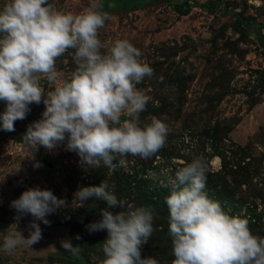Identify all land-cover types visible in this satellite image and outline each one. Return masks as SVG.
Listing matches in <instances>:
<instances>
[{
    "label": "rangeland",
    "instance_id": "1",
    "mask_svg": "<svg viewBox=\"0 0 264 264\" xmlns=\"http://www.w3.org/2000/svg\"><path fill=\"white\" fill-rule=\"evenodd\" d=\"M3 2L0 0V7ZM49 3L75 13L88 7L91 0ZM101 3L102 11L111 17L99 30L102 42L110 46L116 39H128L154 69L152 78L137 85L151 97L140 120L148 123L156 117L168 123L172 128L168 143L149 159L127 157L135 160L128 170L118 166L109 171L101 166L85 171L77 153L63 145L52 151L40 147L34 154L24 143L28 125L40 119L45 109L42 102L30 105L26 118L15 121V131L0 130V244L10 229L29 235L33 217L29 214L17 221L16 211L10 207L23 191L50 189L66 204L48 215L49 225L38 221L43 237L39 243L21 247L11 256L0 253V264H101L107 230L90 233L87 225L101 219L107 204L90 199L80 206L74 194L81 186L102 181L133 207L153 210L155 231L141 246V255L155 257L159 264H172L168 178L180 161L190 159L184 155L185 149L203 155L214 169L207 175V195L230 215L248 219L252 233L264 237V0ZM184 3L192 6L188 14L175 9ZM71 57L69 50L57 60V69L66 77L75 68ZM5 107L0 101V113ZM216 148L218 153H214ZM33 155L42 167H33ZM215 158L220 162L214 163ZM65 239L79 247L78 254L61 246Z\"/></svg>",
    "mask_w": 264,
    "mask_h": 264
},
{
    "label": "clouds",
    "instance_id": "2",
    "mask_svg": "<svg viewBox=\"0 0 264 264\" xmlns=\"http://www.w3.org/2000/svg\"><path fill=\"white\" fill-rule=\"evenodd\" d=\"M101 0H91L79 12L57 9L49 0H4L0 7V130L15 131L30 105H45L42 117L28 125L24 143L35 154L63 145L79 156L85 170L104 166L128 170L127 157L149 159L168 143L171 126L153 117L141 123L151 97L137 87L154 69L128 39L106 46L99 30L111 17L102 11ZM72 50L75 68L69 76L57 69V60ZM47 89V90H46ZM190 159L180 161L168 178L171 193L169 236L172 264H264V237L254 235L249 221L227 213L221 203L204 191L207 175L214 171L203 155L185 149ZM35 161V155L31 156ZM119 157L118 163L114 162ZM175 164L176 161H173ZM43 165L35 161L33 167ZM80 206L90 199L106 202L101 219L87 230H107L101 264H159L152 256L142 257L141 246L155 231L149 207H133L120 199L105 181L81 186L74 194ZM66 202L52 190L29 188L10 207L16 220L31 215L29 235L10 229L3 236L0 253L11 256L17 249L32 248L43 238L38 221L49 225L48 215L63 209ZM119 208L113 212L110 209ZM79 239V235L76 237ZM61 246L72 254L80 249L71 240Z\"/></svg>",
    "mask_w": 264,
    "mask_h": 264
},
{
    "label": "trees",
    "instance_id": "3",
    "mask_svg": "<svg viewBox=\"0 0 264 264\" xmlns=\"http://www.w3.org/2000/svg\"><path fill=\"white\" fill-rule=\"evenodd\" d=\"M185 7V9H184ZM175 9L180 12V13H185V14H188L191 10H192V6L189 5V4H178L175 6ZM262 38H264V36L262 35ZM219 149L216 148V150L214 151V153H218ZM222 161L223 163L225 164V167H226V160H225V157L222 156Z\"/></svg>",
    "mask_w": 264,
    "mask_h": 264
},
{
    "label": "water",
    "instance_id": "4",
    "mask_svg": "<svg viewBox=\"0 0 264 264\" xmlns=\"http://www.w3.org/2000/svg\"><path fill=\"white\" fill-rule=\"evenodd\" d=\"M44 164L48 167H53V165L50 162L45 161Z\"/></svg>",
    "mask_w": 264,
    "mask_h": 264
},
{
    "label": "bare ground",
    "instance_id": "5",
    "mask_svg": "<svg viewBox=\"0 0 264 264\" xmlns=\"http://www.w3.org/2000/svg\"><path fill=\"white\" fill-rule=\"evenodd\" d=\"M219 162H220L219 158H215L214 163H219Z\"/></svg>",
    "mask_w": 264,
    "mask_h": 264
}]
</instances>
